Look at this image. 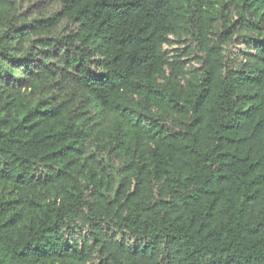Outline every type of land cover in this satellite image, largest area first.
<instances>
[{"label":"trees","instance_id":"1","mask_svg":"<svg viewBox=\"0 0 264 264\" xmlns=\"http://www.w3.org/2000/svg\"><path fill=\"white\" fill-rule=\"evenodd\" d=\"M28 1L0 0V264H264V0Z\"/></svg>","mask_w":264,"mask_h":264},{"label":"rangeland","instance_id":"2","mask_svg":"<svg viewBox=\"0 0 264 264\" xmlns=\"http://www.w3.org/2000/svg\"><path fill=\"white\" fill-rule=\"evenodd\" d=\"M28 1V0H27ZM29 2V1H28ZM29 5H24V9H27Z\"/></svg>","mask_w":264,"mask_h":264}]
</instances>
